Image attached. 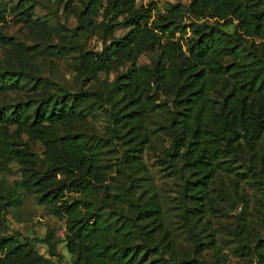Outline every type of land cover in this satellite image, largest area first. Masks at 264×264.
<instances>
[{
	"label": "trees",
	"instance_id": "16d2710c",
	"mask_svg": "<svg viewBox=\"0 0 264 264\" xmlns=\"http://www.w3.org/2000/svg\"><path fill=\"white\" fill-rule=\"evenodd\" d=\"M23 1L14 9L20 10ZM61 1L74 9L76 0ZM81 3L73 35L95 28L94 17L102 10V48L85 50L74 43L69 50L48 45L35 52L64 56L72 51L77 54V71L94 81L99 72L127 62L129 66L107 91L61 87L59 92L50 90L48 80L27 74L23 65L18 69L0 67V93L19 91L26 85L41 87L36 96L0 105V171L9 162L19 164L17 186L35 194L39 204L65 219V231L49 229L39 238L50 256L36 251L27 238L1 236L0 264H56L60 241L74 255L72 264H206L205 248L196 235L192 242L196 257L175 258L172 241L163 237V211L155 193L151 192L149 200L136 196L139 180L135 167L141 168L144 145L150 142L146 122L162 113L160 128L171 139L165 161L171 174L182 181L178 191L181 215L190 211L187 203H195L196 208L200 199L208 197L219 169L233 171L236 158L243 163L247 157L250 174L260 175L258 164L264 160V0H191L187 6L168 3L165 12L151 22V10L137 7L135 0ZM7 9L6 0H0V22ZM21 13L30 25L39 21L32 18L30 4ZM186 14L197 20L184 23ZM233 20L236 28L229 33L224 26ZM41 25L50 28L46 22ZM120 27L128 31L114 38ZM243 35L256 36L261 42L248 41ZM0 40L13 43L12 38ZM152 50L156 53L151 64L138 65L140 54ZM160 93L167 98L156 104L154 97ZM117 95L121 97L117 99ZM101 109L124 130L125 148L117 171L125 175L126 182L114 194L106 186L97 196L108 141L71 126ZM9 127L15 128L14 134H9ZM21 130L41 141L44 159L19 138ZM65 189L84 196L64 199ZM15 197L8 203L17 201ZM234 252L247 253L255 264H264V238L254 245L240 242Z\"/></svg>",
	"mask_w": 264,
	"mask_h": 264
},
{
	"label": "rangeland",
	"instance_id": "374dc122",
	"mask_svg": "<svg viewBox=\"0 0 264 264\" xmlns=\"http://www.w3.org/2000/svg\"><path fill=\"white\" fill-rule=\"evenodd\" d=\"M18 1L6 0L8 9L5 20L0 22V39L12 38L13 43L0 40V67L18 69L23 65L27 74L48 80L52 84L50 90L59 92L61 87L70 91L79 88L107 91L115 77L129 66L127 62L108 72H99L97 80L94 81L77 71V54L72 51L64 56L47 51L36 53V48H45L48 45L64 46L63 49L69 50L74 43L82 44L85 50H100L103 34L100 29L102 10L94 17L95 28L73 35V30L78 25L76 14L82 8L81 0L74 2V9L66 8L65 2L61 0H24L25 4L20 10H15ZM190 2L191 0H135L137 7L144 6L151 10L150 22L157 14L165 12L168 3L187 6ZM29 4L33 8L32 18L39 20L36 24L30 25L28 18L21 13ZM191 20L197 19L186 14L182 21L188 23ZM44 22L49 24L50 28L41 25ZM236 24L237 21L233 20L224 26V29L232 33ZM127 31L128 28L120 27L114 31L113 37H120ZM190 34L189 31L187 36ZM177 36L176 34V38ZM243 37L256 44L261 42L256 36ZM164 40L165 38L162 42ZM155 53L156 50L143 51L137 59V64L150 65ZM39 92L41 87L30 89L28 85L19 91L8 90L0 93V105L24 100L29 96H36ZM150 93L153 94V91ZM120 97L121 95L116 96L117 99ZM154 98L158 104L167 96L160 93L159 97ZM104 101V106L109 109V101ZM162 123V113L153 114L146 122L149 132L147 133L146 129L145 132L150 142L144 145L141 168L135 167V176L139 180L135 191L136 196L145 200H149L151 192L155 193L163 211V237L172 241L175 258L196 257L192 243L193 235H196L202 240L205 248L202 256L206 264H255L253 256L247 253L238 255L234 248L240 242L247 241L254 245L258 238H264V160L258 164L259 176L250 174V162L247 157L243 163L236 158L233 171L219 169L216 179L210 184L208 197L200 199L196 208H193L195 203H187L190 211L181 215L178 191L182 181L171 174V169L165 161V153L170 149L171 139L160 128ZM71 128L107 139L102 160L104 175L99 183L97 196L102 195L106 186L108 192L114 194L126 182L125 175L117 171L118 159L125 148L121 139L124 130L113 123L108 111L104 109L99 110L94 117L73 123ZM14 132L15 128L9 127V134ZM19 138L29 143L38 158H45V147L41 141L30 138L24 130L19 132ZM20 179L21 169L14 161L9 162L0 171V237L10 235L15 238H27L36 251L50 256L46 244L39 241V238L44 237L49 229L60 228L65 231V219L56 216L49 206L39 204L35 194L19 188L17 181ZM82 196L84 195L80 192L65 189L63 198ZM13 197L18 200L12 204L8 203ZM57 251L59 256L56 264L73 263L74 255L68 251L65 241L58 243ZM197 258L200 260L199 255Z\"/></svg>",
	"mask_w": 264,
	"mask_h": 264
}]
</instances>
